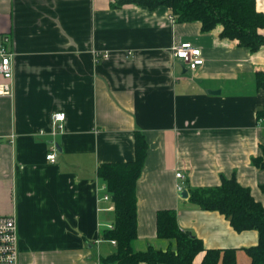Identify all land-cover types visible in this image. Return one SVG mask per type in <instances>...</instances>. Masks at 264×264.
Instances as JSON below:
<instances>
[{
	"label": "crops",
	"instance_id": "crops-1",
	"mask_svg": "<svg viewBox=\"0 0 264 264\" xmlns=\"http://www.w3.org/2000/svg\"><path fill=\"white\" fill-rule=\"evenodd\" d=\"M116 1L0 0V45L6 38L15 54L11 94L0 96V215L16 219L18 264H102L112 254L110 242H95L115 217L97 168L133 160L136 133L147 154L133 250L169 246L155 219L173 209L205 249H234L238 264H250L244 250L257 232L234 231L224 215L183 199L175 175L186 191L234 175L264 206V171L251 162L264 148L254 76L264 72V46L251 53L221 39L219 26L202 32L163 6ZM255 2L264 14V0ZM178 42L200 48L204 63L189 69L174 56ZM56 112L63 131L52 135ZM52 145L55 164L45 156Z\"/></svg>",
	"mask_w": 264,
	"mask_h": 264
},
{
	"label": "trees",
	"instance_id": "trees-1",
	"mask_svg": "<svg viewBox=\"0 0 264 264\" xmlns=\"http://www.w3.org/2000/svg\"><path fill=\"white\" fill-rule=\"evenodd\" d=\"M134 4L150 10L157 7L169 9L178 23L200 22L202 32L221 27L220 38L236 41L251 53L264 46V14L257 11L255 0H117V6ZM255 87L264 89V72L255 75ZM264 117V110L257 118ZM134 158L126 163H104L97 168V176L106 185L114 205L115 217L111 228L101 233V240L114 241L115 248L102 264H195V258L204 253L198 264H238L234 249H208L194 235L177 225L173 209H162L155 219L156 237L167 240L169 246L159 250L148 245L144 251H134L137 238V211L135 185L143 169L147 142L144 136L134 135ZM261 155L251 159L252 164L264 171V148ZM264 193V184L260 187ZM189 202L202 210L225 216L234 231L255 230L258 242L244 250L250 264H264V206L239 184L235 176L221 177L215 187L188 188Z\"/></svg>",
	"mask_w": 264,
	"mask_h": 264
},
{
	"label": "built area",
	"instance_id": "built-area-1",
	"mask_svg": "<svg viewBox=\"0 0 264 264\" xmlns=\"http://www.w3.org/2000/svg\"><path fill=\"white\" fill-rule=\"evenodd\" d=\"M171 17V16H170ZM3 43L0 45V96H10L12 91V79H13V57L15 54L7 48L9 40L3 39ZM174 56L182 61L189 69L195 70L200 67L204 62L201 57L200 48H195L189 42H178L173 46ZM65 119V114L56 112L51 116V125L55 128L52 131V135H55L57 131H63L62 122ZM256 128H264V117L257 118ZM44 132L40 130L39 134ZM46 160L55 164L58 157L57 148L52 145L46 153ZM176 178L181 181L177 185L178 192L185 190L186 182L180 172L176 173ZM104 200H110L108 194L104 193L102 196ZM111 228V227H110ZM101 239L96 240V243H101ZM18 232L16 230L15 217L0 215V264H18ZM108 242V241H107ZM115 246L114 241H109ZM94 264H100L95 262Z\"/></svg>",
	"mask_w": 264,
	"mask_h": 264
},
{
	"label": "water",
	"instance_id": "water-1",
	"mask_svg": "<svg viewBox=\"0 0 264 264\" xmlns=\"http://www.w3.org/2000/svg\"><path fill=\"white\" fill-rule=\"evenodd\" d=\"M179 195H180L183 199L188 198V195H187V191H186V190H183L182 192H180Z\"/></svg>",
	"mask_w": 264,
	"mask_h": 264
}]
</instances>
